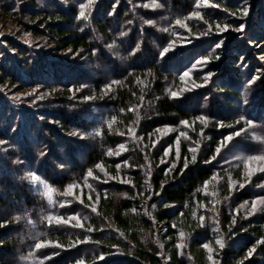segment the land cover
Masks as SVG:
<instances>
[{"label":"trees","instance_id":"obj_1","mask_svg":"<svg viewBox=\"0 0 264 264\" xmlns=\"http://www.w3.org/2000/svg\"><path fill=\"white\" fill-rule=\"evenodd\" d=\"M157 2L163 6L0 0L1 21L20 26L32 44L40 40L36 49L22 36L0 34V140L8 142L0 145V264H264V203L257 200L264 172L249 180L246 163L231 157L240 143L256 145L247 133L254 128L216 152L247 120H264V0H247V16L239 11L244 0H209L220 6L210 9L203 0L199 7L197 0ZM225 23L231 27L220 31ZM241 23L245 30L236 31ZM112 81L119 83L105 95ZM11 90L30 93L19 101ZM30 172L39 179L26 178ZM253 201L257 210L248 215ZM77 215L67 224L55 219Z\"/></svg>","mask_w":264,"mask_h":264},{"label":"snow or ice","instance_id":"obj_2","mask_svg":"<svg viewBox=\"0 0 264 264\" xmlns=\"http://www.w3.org/2000/svg\"><path fill=\"white\" fill-rule=\"evenodd\" d=\"M89 2H91V0H89ZM203 2H204V4H205V6H208V4H209V0H203ZM200 4H201V0H197V6H198V7L200 6ZM162 6H163V5H160V4L157 2V0H152V3H150V4H146V5H145V7H152V8L162 7ZM213 6H214V7H217V8L220 7L219 5H213ZM81 7L83 8V7H85V6H84V5H81ZM224 11H227V9H224ZM239 11H240V13H241L243 16H247V15H248V13H249V7L247 6V0H244V5H242V6L239 8ZM79 15H80V17H84L85 19H87V17L85 16V12H84V11H81ZM189 15L192 16V17H198V18H200V19H203L202 14H201L200 11H194V12L190 13ZM231 15H232V16H235V15H236V12H232ZM146 23H147V24H153L154 22L151 21V20H148V21H146ZM176 23H177V24H181L182 22H181V20L178 19V20L176 21ZM185 26H186V25H185ZM216 27H217V28H220L219 24H217ZM230 27H231L230 24L225 23V24L223 25V28H220V31H225V30L229 29ZM211 28H212V26L209 25V30H208L207 32L201 33L200 35H208V34L211 32ZM235 30H236V31L243 32V31L245 30V25H244L243 23H241V24L239 25V27H238L237 29H235ZM120 35L123 36V35H125V33H121ZM26 42H30V41H26ZM249 42L252 43L253 41H249ZM220 46H221L220 44H217V45H216L217 48H219ZM109 47H112V46L110 45ZM139 47H140V45L137 44L136 48L132 50L133 53H135V52L139 49ZM172 47H174V42L170 43L169 47H165V48L160 52V55H161L162 57L165 56V54L168 53ZM96 52H97V50H96V49H93V53L95 54ZM216 58H218V57H216ZM209 59H210L209 57H202V58H201V61H202V62H207ZM261 59L264 60V56H262ZM198 63H199V62H198ZM188 75H189L188 72L183 73V75L181 76V79L183 80V79H184L186 76H188ZM212 75H213V74H212L211 72H208V73L206 74L205 83H207V78H208V77H211ZM255 79H257V78H256V77H253L252 80H249V81H248V84H252L253 81H254ZM113 83H119V82H118V81H112V82H110L109 84H106V85L104 86V87H105V93H104L105 95H107V93L111 91V88H112V84H113ZM194 87H195V85H194ZM171 95H172V97H178L180 94H179L178 92H172ZM246 96H247V89L245 90V97H246ZM85 99H91V97H86ZM246 102H247V100L245 99V103H246ZM130 110H131V109H130ZM122 111H123V110H122ZM113 119H114V118H113ZM207 119H208V117H207V116H203V115H200V116H197V117H196V120H201V121H207ZM240 119L243 120L244 117H241ZM180 123H181L182 125H185V126L191 127V125L189 124V121H187V120H182ZM237 123H239V121H237ZM111 125H112V122H109V125H108L109 128H111ZM251 125H253V121H252V120H247V121H246V126H251ZM219 126H220V127H223V126H224V125H223V122H220V125H219ZM165 128H166L167 130H171V126H165ZM156 131H160V129H157ZM244 132H245V128H240L238 131L232 132V133H230L229 135L225 136V137L221 140L220 144L218 145V147H217V149H216L217 154L220 153L221 149L224 148V147L227 145L228 142H230V141L233 140V137H235V136H239V135H241V133H244ZM202 133H203V129H201V134H202ZM97 134H99V133H97ZM180 136H185V137H186V136H187V133H186V132H181V133H180ZM80 138L83 139V138H84V134H80ZM7 143H8V142L5 141V140H0V145L7 144ZM155 143H156V142L153 141V146H155ZM178 144H179V137H177V145H178ZM118 147H119L121 150H124V147H125V146H124V144H121V145H119ZM171 150H172V146L169 145L168 148L165 149V156H168V155L170 154ZM189 151L195 153V152L197 151V148H191V147H190V148H189ZM45 154H46V153H44V152L41 153V155H45ZM109 154H110V155H119L118 152H117V153H113L111 149H109ZM176 155H177V158H179V148H178V147H177ZM213 159H215V157H213ZM191 160H192V163L195 164L196 161H197L196 156L193 155L192 158H191ZM252 160H256V161H264V154L248 157V160H247V162H246V167L248 168V173H247V175H248L249 180H250L251 176L254 174L255 171L264 172V167H257L255 170H253V169L251 168V164H250V162H251ZM161 162L163 163L164 161L162 160ZM124 163H125V165H127V161H124ZM96 166H97V167H101V165H99V164L96 165ZM188 166H189V165H188V158L185 157V158H184V169H187ZM61 167H63V165H61ZM117 167L119 168L120 165H117ZM174 168H175V163H174V162L170 163V166H169L168 170L166 171V175H167L169 172H171ZM184 169H181V172H183ZM92 175H93V173H92L91 169H89L88 172H87V176L91 177ZM149 175H150V173H149ZM26 178H29V179H31V180H33V181L39 179V177L37 176L36 172H30V173H27V174H26ZM213 178H215V176H214ZM96 179H99V177H96ZM112 179H116V178H115V177H112ZM122 182H124V183H131V181H122ZM247 182H248V180L245 181V183H247ZM204 184H205V189H206V188H207L208 181H205ZM44 187H45V189L47 190V194L49 195V198H50V197H51L52 189H51L46 183L44 184ZM74 187H75V185H69V186H68L69 189H72V188H74ZM161 187H163V184L161 185ZM240 187H244V184H241ZM157 195H158V194H157ZM88 198H89V200H91V198H92L91 195H89ZM257 200H259L261 203H264V197H257ZM81 202H82V201H81ZM152 207L154 208L155 205H152ZM257 207H258V205H257L256 201H253V202H252V208H251V211L248 213V215H252V214L257 210ZM92 211H96V209H95V208H92ZM133 211H136V210L133 209ZM193 215H195V213H194ZM73 218H75V219L78 220V219H79V216L77 215L76 217H69L67 220H65L63 217H56L55 219H56V221H57L58 223H59V222H63V223H66V224H67V223H70L71 220H72ZM17 219H19V217H17ZM200 221H201V223L204 221V217H203V216L200 217ZM50 222H51V219H50ZM234 222H235V221H234ZM76 226L83 227V224H79V225H76ZM88 231H92V229H88ZM184 235H185V233H184L183 231H181V232H180V236L183 237ZM86 239H88V238L86 237ZM78 242H79V241H77V243H78ZM48 243H51V242H48ZM216 243H217L221 248L224 247V243H223V239H222V238H217ZM258 243H264V238H262V240L259 241ZM43 244H44V242L37 243V244H36V247H37V248H40V247L43 246ZM177 246H178V247H182V245H177ZM60 247H63V245H60ZM204 247H205V248H209V245H208V244H205ZM209 250L211 251V249H209ZM254 251H255V247H253L252 249L249 250L248 255L251 256V255L253 254ZM101 258H102V257H101ZM209 259H212V257H209ZM76 264H84V262H83L82 260H78V261L76 262Z\"/></svg>","mask_w":264,"mask_h":264},{"label":"rangeland","instance_id":"obj_3","mask_svg":"<svg viewBox=\"0 0 264 264\" xmlns=\"http://www.w3.org/2000/svg\"><path fill=\"white\" fill-rule=\"evenodd\" d=\"M42 4H43V1H41ZM210 6V3L208 4ZM213 4L210 6L212 7ZM206 8L210 9V7L208 6H205ZM199 21H201L199 19ZM257 31V29H255ZM0 34H6V35H11V36H22V39H24L23 41H25V43H27L28 45H31L32 47H35L36 49H38V46L40 45V40L39 39H34V44L31 43V36L28 34V33H25L22 31V28L18 25H15L14 23H11V22H3L1 21L0 19ZM242 37V35H240ZM245 38V37H244ZM247 38V37H246ZM26 41H30V42H26ZM38 44V45H37ZM253 47L255 45H252ZM203 47V46H202ZM206 47V46H205ZM257 48V46H256ZM82 60V59H81ZM79 60V61H81ZM83 61V60H82ZM84 61H87V60H84ZM122 65V64H121ZM86 66H88V64L86 63ZM86 72L89 71V69L86 67ZM176 70V69H175ZM89 73V72H88ZM4 90V88H1ZM36 90H38V87H35L33 89H30V92H34ZM6 91V90H5ZM10 91V90H8ZM12 93L11 95L17 97V99L20 101L24 96H26L27 93H30L29 91L28 92H23V93H19V91H16V90H11ZM36 95H39L36 93ZM248 106V105H246ZM35 107V106H33ZM237 111V110H236ZM90 113H86V115H82V118H86L87 116H89ZM7 120L6 119H3L2 121V126L3 125H7ZM250 128H254V131L251 130ZM245 129H250L251 131H247V133H250L252 135H255L256 136V145L255 143H250L249 146H246L245 143H240L239 145H236L232 150H231V153H232V159H235V160H241L243 161L244 163L247 162L248 160V157L252 156V153L251 151L254 149V150H257V152H260V153H257V155H262L264 154V120L260 121L259 124H255L253 123V125L251 126H246ZM80 138V137H79ZM253 140H254V137H253ZM253 144V145H252ZM253 146V147H252ZM61 149L64 148L63 144L60 145ZM61 154H63V151L61 150ZM251 164V168L253 170H255L257 167H264V161H256V160H252L250 162ZM2 213V212H1Z\"/></svg>","mask_w":264,"mask_h":264}]
</instances>
